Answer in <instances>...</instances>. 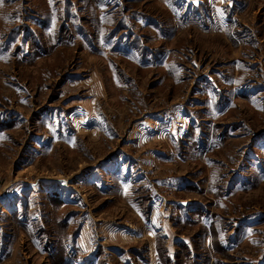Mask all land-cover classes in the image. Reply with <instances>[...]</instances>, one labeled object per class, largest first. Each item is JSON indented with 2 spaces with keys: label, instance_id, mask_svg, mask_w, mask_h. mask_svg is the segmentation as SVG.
Here are the masks:
<instances>
[{
  "label": "rangeland",
  "instance_id": "1",
  "mask_svg": "<svg viewBox=\"0 0 264 264\" xmlns=\"http://www.w3.org/2000/svg\"><path fill=\"white\" fill-rule=\"evenodd\" d=\"M0 264H264V0H0Z\"/></svg>",
  "mask_w": 264,
  "mask_h": 264
}]
</instances>
